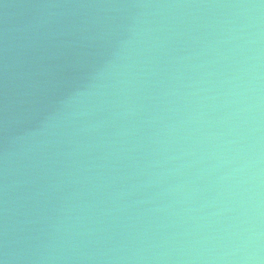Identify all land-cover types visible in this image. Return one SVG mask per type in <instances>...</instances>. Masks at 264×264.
Wrapping results in <instances>:
<instances>
[{"label": "water", "instance_id": "95a60500", "mask_svg": "<svg viewBox=\"0 0 264 264\" xmlns=\"http://www.w3.org/2000/svg\"><path fill=\"white\" fill-rule=\"evenodd\" d=\"M3 264H264V0H0Z\"/></svg>", "mask_w": 264, "mask_h": 264}, {"label": "snow or ice", "instance_id": "6c2138e0", "mask_svg": "<svg viewBox=\"0 0 264 264\" xmlns=\"http://www.w3.org/2000/svg\"><path fill=\"white\" fill-rule=\"evenodd\" d=\"M0 264H3V262H2V261H0Z\"/></svg>", "mask_w": 264, "mask_h": 264}]
</instances>
